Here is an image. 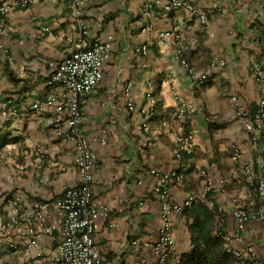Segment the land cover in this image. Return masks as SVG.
Masks as SVG:
<instances>
[{
    "label": "crops",
    "instance_id": "obj_1",
    "mask_svg": "<svg viewBox=\"0 0 264 264\" xmlns=\"http://www.w3.org/2000/svg\"><path fill=\"white\" fill-rule=\"evenodd\" d=\"M146 1L152 4L148 15L144 0H86L80 14L69 0H31L27 6L0 0V9L8 7L0 12V127L19 139L2 150L8 147L11 165L8 191L0 197L5 200L0 224L9 221L10 200L19 199L31 212L78 182L77 141L66 120L56 125L69 113L46 102L49 93L66 100V91L49 81L55 65L76 49L83 29L90 42L114 38L101 83L80 100L83 120L77 127L97 156L93 200L108 207V214L94 221L99 264H178L192 248L193 217L185 209L174 216L175 242L160 262L167 248L157 243L166 202L182 204L186 196H198L215 210V222L226 234L234 228L236 208L260 202L255 176L245 165L252 164L255 174L263 169L258 162L263 143L253 145L233 98L249 117L264 99V0H185L192 10L168 8L171 0ZM161 31L172 34L162 41ZM185 47L189 65L207 76L202 86L176 55ZM184 105L191 113L170 121ZM181 132L192 135L193 152L182 151L179 159ZM234 147L241 149L238 161L232 159ZM152 170L180 176L167 181L166 198L160 175ZM32 221L42 257L27 255V238L10 225L0 243V264H55L47 256L58 230L44 234L38 217ZM245 243L255 245L264 264L259 221L248 226L244 243L232 245L243 249Z\"/></svg>",
    "mask_w": 264,
    "mask_h": 264
},
{
    "label": "built area",
    "instance_id": "obj_2",
    "mask_svg": "<svg viewBox=\"0 0 264 264\" xmlns=\"http://www.w3.org/2000/svg\"><path fill=\"white\" fill-rule=\"evenodd\" d=\"M31 0H15L16 5L27 6ZM77 14H80L86 0H69ZM144 13L148 15L152 9V4L144 0ZM168 8H187L193 7L185 0H171ZM8 7H2L0 12L5 14ZM201 20L206 21L205 13H201ZM83 29V28H82ZM46 30H49L47 28ZM85 29L76 45V49L64 57L55 65L54 72L49 83L58 84L64 87L67 95L66 100H61L55 93H49L46 102L54 104L58 112L68 111V117L59 116L56 125L59 128L60 122L66 120L67 128L71 132V137L76 139L77 146L75 152V163L79 170V179L76 184L68 185L63 193L52 203L47 201L33 209L31 212L25 211L19 199L9 201L7 217L9 221L0 224V243L4 239V234L10 225L18 227V233L27 238L25 253L35 258L42 257V246L39 236L33 227L32 216L38 217L39 226L44 234H52L56 228L59 238L53 251L47 256L55 264H99L101 260L100 248L94 239V221L100 216L108 214V207L103 204L95 203L93 200V169L97 164L96 154L89 148L87 140L77 130L79 123L83 120V112L80 107V100L85 97L94 87L101 83L104 77V68L112 57L114 38L108 35L104 39L90 42L84 37ZM172 33L161 31L159 39L164 41ZM189 51L188 47L176 51V55L182 58V64L187 68L191 79L197 86L205 84L207 76L197 73L188 61L184 58ZM257 74L260 69H256ZM239 118L254 146L263 143L258 162L263 169L257 174L253 171L252 164L245 165V171L250 176H255L259 195V205L253 204L238 207L233 211L234 228L231 233L218 234L224 239L225 247L232 251L238 260V264H263L261 256L253 243H245L244 248H236L232 243H244V232L248 226L259 221L264 229V99H261L257 108L249 117L250 113L245 105L241 104L237 97L233 98ZM128 105L134 109L133 97H129ZM40 107V105H36ZM192 107L184 105L170 115V121L185 118L191 113ZM146 132L150 127L145 125ZM180 143V151L177 154L182 158V151L191 154L193 152L192 135L180 133L177 137ZM241 157V149L234 147L232 159L238 161ZM151 173L160 175V187L163 188L162 196L166 198V183L172 177L179 180L177 172L159 174L152 170ZM209 185L206 191L209 190ZM198 196L191 194L186 196L182 204L164 203L161 215V224L157 243L159 246L167 247L160 255V262H165L168 257L167 249L174 245L172 228L174 226V216L181 213L186 206L196 202ZM55 206L54 210L52 207ZM252 206V207H251ZM254 207V208H253ZM24 224V227L22 226ZM23 227V228H22ZM137 242L135 241L134 244ZM147 246L149 244H146ZM11 248L15 244H10Z\"/></svg>",
    "mask_w": 264,
    "mask_h": 264
},
{
    "label": "trees",
    "instance_id": "obj_3",
    "mask_svg": "<svg viewBox=\"0 0 264 264\" xmlns=\"http://www.w3.org/2000/svg\"><path fill=\"white\" fill-rule=\"evenodd\" d=\"M18 140V137L0 127V151ZM184 209L193 217L190 224L192 248L182 255L178 264H238L236 256L227 250L224 239L218 234L222 230L215 222V210L201 201H196Z\"/></svg>",
    "mask_w": 264,
    "mask_h": 264
},
{
    "label": "rangeland",
    "instance_id": "obj_4",
    "mask_svg": "<svg viewBox=\"0 0 264 264\" xmlns=\"http://www.w3.org/2000/svg\"><path fill=\"white\" fill-rule=\"evenodd\" d=\"M11 154L8 153V147L5 151H1L0 153V197H2L6 192L8 191V178L7 173L10 168L11 162H10ZM13 165V164H12ZM6 173V174H3ZM3 202V203H2ZM5 200H0V215L3 214V206H4Z\"/></svg>",
    "mask_w": 264,
    "mask_h": 264
}]
</instances>
